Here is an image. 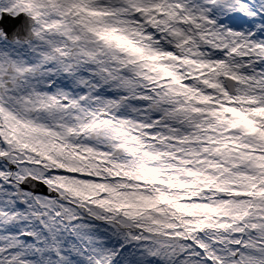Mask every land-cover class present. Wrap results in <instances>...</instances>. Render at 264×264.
Returning a JSON list of instances; mask_svg holds the SVG:
<instances>
[{"label": "snow or ice", "instance_id": "6c2138e0", "mask_svg": "<svg viewBox=\"0 0 264 264\" xmlns=\"http://www.w3.org/2000/svg\"><path fill=\"white\" fill-rule=\"evenodd\" d=\"M0 264H264V0H0Z\"/></svg>", "mask_w": 264, "mask_h": 264}, {"label": "water", "instance_id": "95a60500", "mask_svg": "<svg viewBox=\"0 0 264 264\" xmlns=\"http://www.w3.org/2000/svg\"><path fill=\"white\" fill-rule=\"evenodd\" d=\"M19 22L11 20L10 18H5L3 21V26L8 30L11 31ZM43 191V189H41Z\"/></svg>", "mask_w": 264, "mask_h": 264}]
</instances>
